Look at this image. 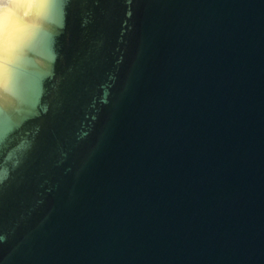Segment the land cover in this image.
Returning <instances> with one entry per match:
<instances>
[{
    "label": "water",
    "instance_id": "1",
    "mask_svg": "<svg viewBox=\"0 0 264 264\" xmlns=\"http://www.w3.org/2000/svg\"><path fill=\"white\" fill-rule=\"evenodd\" d=\"M3 93L0 264H264V0H0Z\"/></svg>",
    "mask_w": 264,
    "mask_h": 264
},
{
    "label": "flooded vegetation",
    "instance_id": "2",
    "mask_svg": "<svg viewBox=\"0 0 264 264\" xmlns=\"http://www.w3.org/2000/svg\"><path fill=\"white\" fill-rule=\"evenodd\" d=\"M0 106L12 117L15 116L16 110H18L19 104L18 100L16 98H10V96H7L3 93V98L0 99Z\"/></svg>",
    "mask_w": 264,
    "mask_h": 264
}]
</instances>
